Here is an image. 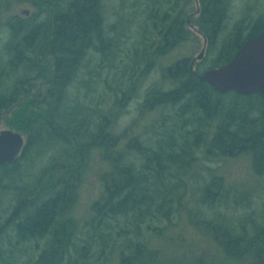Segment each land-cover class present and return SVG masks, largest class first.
Listing matches in <instances>:
<instances>
[{
  "label": "trees",
  "instance_id": "trees-1",
  "mask_svg": "<svg viewBox=\"0 0 264 264\" xmlns=\"http://www.w3.org/2000/svg\"><path fill=\"white\" fill-rule=\"evenodd\" d=\"M148 1L150 4H143L144 10L149 12L148 19L154 29H158L157 35L162 42L156 50H160L158 56H165L190 39L185 15L191 0ZM199 1L197 23L207 39L208 51L217 50L206 70L230 62L246 41L264 33V21L259 19L247 35L243 36L238 28L221 42L235 0ZM55 6L58 8L52 19L17 17L4 22L9 38L3 48L4 54L0 55V119L26 100L25 108L31 103L29 107L37 110L36 116H28L26 109L24 117L19 119L22 121H14L16 129L27 134L26 144L15 162L0 166V190L11 191L17 196L10 216L11 225H15L12 228L24 241L48 239L34 264H72V258L76 259L72 251L78 254L76 236L67 230L68 221L73 224L69 214L76 202L77 188L69 181H54L63 171L74 174L79 165L77 159L81 157L78 151L97 148L104 151L109 165L104 176L105 194L94 204L92 223L101 234L106 231L110 236L115 229L118 243L122 231L135 226L138 230L146 217L153 221L161 216L160 219L171 221L174 195L181 196L171 184L170 178L174 176L166 174L168 169L164 168L162 158L165 155L169 165L177 164L186 159L183 154L190 153L193 143L199 145L206 141L203 131L206 125L200 116L206 117L207 126L219 119L210 142H204L209 155L233 157L251 153L255 172L264 176V97L259 93L243 96L233 91L216 92L199 80L197 75L206 70H193L190 57L167 66L165 76L173 84L171 89L149 93V97L156 99V104L149 105L151 110L155 106L171 110L167 115L169 128L167 138L162 140L163 146L156 150L139 141L121 145L119 136L112 131V122L118 115L115 101L104 116L91 107V111L96 112L92 114L79 92L71 88L81 83L92 96L100 87L101 79L105 78L104 83L109 86L111 82L107 76L115 74L119 67L123 37L107 28L103 0H70L65 4L58 0ZM0 22H3L1 15ZM246 22L242 20L240 24ZM46 53L53 59L50 85L42 97L29 100L36 81L45 75L42 59ZM97 56L99 60L97 58L90 67L88 61ZM113 85L110 88L116 89ZM102 91L101 96L105 90ZM228 97H232V101L228 102ZM68 101L71 105L66 108ZM191 127L196 133L200 132L193 139L184 136ZM135 150L142 155L140 164L137 163L141 159L133 156ZM25 166L29 167L27 171ZM201 190V204L215 212L208 215L202 207L205 213H199L200 221L196 224L227 257L242 258L256 244L262 243L264 229L248 236V227L230 213L232 204L244 208L248 194L235 193L218 179L209 181ZM168 203L170 209L165 208ZM120 221L124 225H119ZM233 221H237L238 227L231 225ZM148 228L155 240L165 236V227L148 225ZM124 236L121 243L129 254H122V264H148L157 258L156 249ZM103 237L101 235V239ZM3 261L0 255V264H4ZM194 264L218 262L199 258Z\"/></svg>",
  "mask_w": 264,
  "mask_h": 264
},
{
  "label": "rangeland",
  "instance_id": "rangeland-1",
  "mask_svg": "<svg viewBox=\"0 0 264 264\" xmlns=\"http://www.w3.org/2000/svg\"><path fill=\"white\" fill-rule=\"evenodd\" d=\"M57 1L0 0V15L3 20L0 22V55L4 54L3 48L9 38V29L4 25V22L17 17H36L35 19L38 20L49 17L52 19L58 8L55 6ZM62 1L65 4L70 0ZM103 2L107 28L109 30L111 28L119 36L121 32L123 37L117 63L119 67L116 68L115 74L111 73L112 75L107 76L109 83L111 82L110 85L107 86L104 83L105 78L101 79L100 87L92 96L81 83H75L71 89L79 92L82 102L88 106L92 114L101 111V115L104 116L115 101L114 107L117 108L118 115L112 122V131L117 137L119 136L121 145L139 141V144H143V146L159 150L164 143L162 140L168 135L167 115L171 110L157 106L151 110L149 105L156 104V99L149 97V93L151 90L167 91L173 87V84L166 79V68L177 60L190 57L194 70L205 71L217 54V50L208 51L207 39L201 33L197 23L200 15V1L191 0L185 15L186 28L190 30V39L181 43L165 56L157 55L160 50L156 49L161 46L162 42L160 35H157L158 29H154L153 23L148 19L149 12L144 10L146 7L143 4H150L148 0H103ZM259 19L264 21V0H235L220 41L228 39L229 35L238 28H241L243 36L247 35L251 26ZM242 20L248 22L245 23L246 27L245 24H240ZM202 53L203 57L200 59ZM145 57H148L147 61H143ZM97 58L98 56L88 61L90 67L99 60ZM42 62L45 75L36 81L35 87L28 97L29 100L42 97L50 85L53 59L46 53ZM145 67L148 68L142 71ZM112 85L116 89L110 88ZM101 90H105L102 91V96ZM113 91L114 93H112ZM226 99L230 102L233 98ZM26 101L28 102V100ZM26 101L20 103L18 108H11L1 117L0 131L21 132L16 129L13 123L22 121L19 119L24 117L26 109H28V116H36L34 113L37 112L36 108H32L31 105L29 107L31 103H28L25 108ZM67 104L66 108L70 106V101ZM91 107L97 111L93 113ZM200 117L206 125L203 127L206 139L204 142L208 143L219 119L211 121V124L207 126L206 117ZM180 125H182L181 122ZM195 131L196 129L191 127L184 136H192L193 139L194 135L200 133ZM190 132L192 135L189 134ZM21 133L27 138L25 132ZM204 142L199 145L193 143L190 153L183 154L186 159L177 164L169 165L166 161L168 157L164 155L162 158L164 168L168 169L166 174L174 176L170 178L171 184L176 187L181 196L176 198L174 195L173 213H170L171 221L168 222L163 217L160 219L161 216L158 217V220L153 221L146 217L138 230L135 226L130 227V231L127 229L122 231L119 243L115 238L117 235L115 229L110 236V232L105 233L106 231L101 234L95 230L92 223L94 204L105 194L104 176L109 165L104 159V151L102 148L78 151V156L81 157L77 159L79 165L75 167L74 174H67L66 171H63L54 180L72 182L77 188L76 202L69 214L73 224L68 221L67 225V230L72 232V236H76L74 241L78 248V254L74 250L72 251V255L76 257V259L72 258V264L75 261L77 264H122V254H129V251L123 249L125 245L121 243L125 240L123 235L129 236L133 241L144 242L156 249L157 258L154 257L148 264H194L199 258L217 261L218 264H264V240L261 244H256L244 257L229 258L217 243L210 240L203 229L196 224L197 220L200 221L201 214L199 213H205L203 211L205 207L199 199L201 188L209 181L218 179L223 181L233 192L241 193V195L248 194V200L243 203L245 204L244 208H237L232 204L230 209L231 216L236 219L240 218L244 222V227H248V236H253L259 232L258 230L264 229V176H259L255 172L252 154L246 152L233 157L211 156L208 146H204L206 144ZM133 152L134 157H139V160L142 158L138 151ZM142 161L141 159L137 164ZM24 168L26 171L29 169L27 166ZM16 199V194L11 191L0 190V255L4 257V264H34L39 260L40 253L46 247V243L48 244V239L32 242L31 240L24 241L18 236L12 228L15 225H11L10 219L16 206ZM170 207V203L165 206L167 209ZM202 207L204 208L202 209ZM204 210L208 215L215 212L206 208ZM236 222H231V225L238 227ZM119 225H124V222L120 221ZM148 225L165 227V236L158 240L153 239ZM116 229L120 228L116 226ZM101 235H104L103 239H101Z\"/></svg>",
  "mask_w": 264,
  "mask_h": 264
},
{
  "label": "water",
  "instance_id": "water-1",
  "mask_svg": "<svg viewBox=\"0 0 264 264\" xmlns=\"http://www.w3.org/2000/svg\"><path fill=\"white\" fill-rule=\"evenodd\" d=\"M197 76L221 94L233 91L243 96L259 93L264 97V33L246 41L230 62ZM25 144L26 137L21 132L0 131V166L15 162Z\"/></svg>",
  "mask_w": 264,
  "mask_h": 264
},
{
  "label": "bare ground",
  "instance_id": "bare-ground-1",
  "mask_svg": "<svg viewBox=\"0 0 264 264\" xmlns=\"http://www.w3.org/2000/svg\"><path fill=\"white\" fill-rule=\"evenodd\" d=\"M99 7H101V6H99ZM98 9V8H97ZM180 9V8H179ZM179 11V10H178ZM129 16V15H128ZM178 17V16H177ZM123 18V17H122ZM168 19V18H167ZM102 20V19H101ZM182 21V20H181ZM159 22V21H158ZM157 23V22H156ZM178 23V22H177ZM181 23V22H180ZM100 24V23H99ZM159 25V24H158ZM101 27V26H100ZM160 27V26H159ZM111 30V29H110ZM122 30V29H121ZM108 31V30H107ZM104 32V31H103ZM119 32V31H118ZM107 34V33H106ZM120 34H121V32H120ZM105 36V35H104ZM125 36V35H124ZM115 37V36H114ZM107 38V37H106ZM105 38V39H106ZM106 40H108V39H106ZM111 40V39H110ZM115 40H116V38H115ZM120 41V40H119ZM121 42V41H120ZM123 42V41H122ZM106 43V42H105ZM108 43V42H107ZM115 43V42H114ZM119 44V43H118ZM117 44V45H118ZM123 44V43H122ZM126 44V43H125ZM113 45V44H112ZM115 47V46H114ZM118 47V46H117ZM138 49V48H137ZM115 50V49H114ZM121 51V50H120ZM116 52V51H115ZM129 52V51H128ZM137 52V51H136ZM114 53V52H113ZM157 54V53H156ZM155 54V55H156ZM117 55V54H116ZM138 55V54H137ZM157 55H160V54H157ZM151 56V55H150ZM154 57V56H153ZM134 58H136V57H134ZM112 59V58H111ZM107 60V59H106ZM150 60V59H149ZM152 60V59H151ZM114 61V60H113ZM112 61V62H113ZM119 61V60H118ZM122 62V61H121ZM155 62V61H154ZM156 62H157V60H156ZM155 64V63H154ZM108 65H110V64H108ZM111 66H113V65H111ZM126 66V65H125ZM106 67V66H105ZM117 67V66H116ZM121 67H122V64H121ZM127 67V66H126ZM132 68V67H131ZM103 70V69H102ZM126 70V69H125ZM118 71V70H117ZM96 72V71H95ZM139 76V75H138ZM196 76V75H195ZM142 78V77H141ZM138 80V79H137ZM139 81H141V80H139ZM140 83H142V82H140ZM137 85H140V84H137ZM135 89H137V88H135ZM67 100H68V98H67ZM71 103V102H70ZM71 105V104H70ZM79 106V105H78ZM83 106V105H82ZM179 123V122H178ZM158 145V144H157ZM227 198V197H226ZM228 201V200H227ZM3 216H4V214H3ZM59 253V252H58ZM58 255V254H57Z\"/></svg>",
  "mask_w": 264,
  "mask_h": 264
}]
</instances>
